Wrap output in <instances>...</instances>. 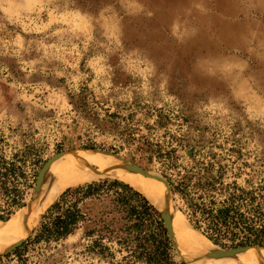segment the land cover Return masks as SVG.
<instances>
[{"label":"rangeland","instance_id":"1","mask_svg":"<svg viewBox=\"0 0 264 264\" xmlns=\"http://www.w3.org/2000/svg\"><path fill=\"white\" fill-rule=\"evenodd\" d=\"M80 94L101 118L132 117V127L164 150L185 140L179 164L190 167L191 153L199 161L216 155L231 160L222 162L227 182L257 186L264 181V0H0V156L23 157L31 184L26 206L10 219L29 232L0 252V264H125L115 249L114 258L100 253L85 223L6 257L34 240L51 206L78 187L43 201L44 166L90 141L119 152L87 151L118 157L164 188V198L148 200L167 222L175 262L187 264L177 225L194 228L164 178V162L92 129L72 104ZM100 180L133 185L115 176L92 182ZM210 243L223 257L213 264L251 250L264 264L262 248L231 254Z\"/></svg>","mask_w":264,"mask_h":264},{"label":"trees","instance_id":"2","mask_svg":"<svg viewBox=\"0 0 264 264\" xmlns=\"http://www.w3.org/2000/svg\"><path fill=\"white\" fill-rule=\"evenodd\" d=\"M72 104L92 129L119 138L120 149L136 143V150L164 162V178L171 193L178 196L183 205L180 211L210 242L226 250L264 249V181L250 189L240 187L237 181L227 182V166L222 162L231 160H218L216 155L199 161L191 153L193 164L181 165L177 153L184 148L185 140L177 139L180 148L171 146L164 150L161 144H152L139 128L132 127V117L123 119L109 113L101 118L82 94ZM83 148L115 155L119 152L91 141ZM29 185L23 157L15 154L11 160H6L0 156V221L10 220L26 206L24 195ZM44 219L35 239L30 238L6 257L18 256L29 243L67 237L85 223L92 227L87 236L97 234L93 243L101 254L114 258L115 249L124 254L125 264H177L173 244L158 210L142 193L122 181L100 180L70 188L51 206Z\"/></svg>","mask_w":264,"mask_h":264},{"label":"bare ground","instance_id":"3","mask_svg":"<svg viewBox=\"0 0 264 264\" xmlns=\"http://www.w3.org/2000/svg\"><path fill=\"white\" fill-rule=\"evenodd\" d=\"M129 168L122 159L97 151L80 150L65 153L49 162L45 168L38 196L47 202L53 200L57 193L66 188L107 176H115L133 184L134 189L142 193L153 204L157 203L159 198H164L166 191L159 183L145 178L147 175L144 177L131 172ZM29 228V225L23 226L18 219L0 222V252L9 251L20 243L28 234ZM177 228L179 229L178 242L187 264H213L222 260L221 254L216 253L212 248L213 245L201 234L198 235L199 232L195 233L194 229L183 225H177ZM173 231H175L174 224ZM253 251L251 250L244 257L228 259L223 264H256V255Z\"/></svg>","mask_w":264,"mask_h":264},{"label":"water","instance_id":"4","mask_svg":"<svg viewBox=\"0 0 264 264\" xmlns=\"http://www.w3.org/2000/svg\"><path fill=\"white\" fill-rule=\"evenodd\" d=\"M49 163H47L45 166H44V168L42 169V171H41V173H40V175H39V177H38V182H42V175H43V172H44V170H45V168L47 167V165H48ZM163 219V221H164V224H165V226H166V229H167V231H168V235H169V237L171 236V234H170V229H169V227L167 226V222H166V220L164 219V218H162ZM171 238V237H170ZM251 249H253V248H240V249H235V250H228V252H230L231 254H237V253H239L240 251H245V250H251ZM225 256V255H224Z\"/></svg>","mask_w":264,"mask_h":264}]
</instances>
